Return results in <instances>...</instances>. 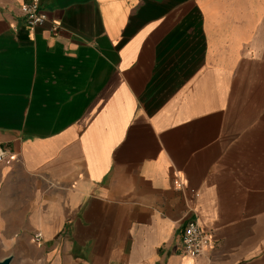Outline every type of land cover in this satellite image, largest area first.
Wrapping results in <instances>:
<instances>
[{
    "label": "crops",
    "instance_id": "0c3cea01",
    "mask_svg": "<svg viewBox=\"0 0 264 264\" xmlns=\"http://www.w3.org/2000/svg\"><path fill=\"white\" fill-rule=\"evenodd\" d=\"M29 1L0 0V259L264 264V0Z\"/></svg>",
    "mask_w": 264,
    "mask_h": 264
},
{
    "label": "built area",
    "instance_id": "2783aa9c",
    "mask_svg": "<svg viewBox=\"0 0 264 264\" xmlns=\"http://www.w3.org/2000/svg\"><path fill=\"white\" fill-rule=\"evenodd\" d=\"M20 13L24 19V27L26 29H33L42 26L48 21V17L44 11L39 7V0H30L29 2L20 5ZM59 29L58 23L51 21V33H56ZM5 150L0 149V162L7 156ZM10 159L14 156L9 155ZM180 185L181 181H177ZM42 234L40 231H35L32 234L31 241L35 244H40ZM214 244L212 232L202 229L196 221H189L182 229L179 236V256L181 259H194L205 251L210 249Z\"/></svg>",
    "mask_w": 264,
    "mask_h": 264
},
{
    "label": "water",
    "instance_id": "95a60500",
    "mask_svg": "<svg viewBox=\"0 0 264 264\" xmlns=\"http://www.w3.org/2000/svg\"><path fill=\"white\" fill-rule=\"evenodd\" d=\"M11 261H12V256L7 255L3 257L2 259H0V264H11Z\"/></svg>",
    "mask_w": 264,
    "mask_h": 264
},
{
    "label": "rangeland",
    "instance_id": "374dc122",
    "mask_svg": "<svg viewBox=\"0 0 264 264\" xmlns=\"http://www.w3.org/2000/svg\"><path fill=\"white\" fill-rule=\"evenodd\" d=\"M5 251H6V247H5V245L0 243V256H1L2 254H4Z\"/></svg>",
    "mask_w": 264,
    "mask_h": 264
}]
</instances>
